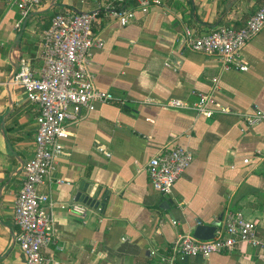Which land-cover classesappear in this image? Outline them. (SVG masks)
<instances>
[{
	"label": "crops",
	"instance_id": "obj_1",
	"mask_svg": "<svg viewBox=\"0 0 264 264\" xmlns=\"http://www.w3.org/2000/svg\"><path fill=\"white\" fill-rule=\"evenodd\" d=\"M263 1L161 0L118 25L104 14L102 0H44L28 12L34 14L10 49L24 17L17 25L12 0H0V264L24 262L12 209L22 165L34 151L36 115L23 91L9 84L11 64L27 55L38 66L40 33L33 25L64 10L96 13L91 28L103 42L90 50L88 70L95 87L124 102L96 103L60 139L51 181L39 187L52 200L56 233L41 249L40 264H164L159 257L177 235L225 209L253 221L264 239V160L241 161L256 152L264 156V25L239 50L244 71L222 70L215 57L187 49L180 39L184 26L194 35L240 26ZM198 92L210 93L227 112L206 117L160 105L171 98L193 101ZM255 110L263 117L246 126L241 116ZM174 146L189 149L192 158L162 197L151 187L145 163ZM165 198L171 204L160 208ZM73 201L85 206L83 214L68 210ZM173 264H264V246L240 244L207 257H177Z\"/></svg>",
	"mask_w": 264,
	"mask_h": 264
},
{
	"label": "built area",
	"instance_id": "obj_2",
	"mask_svg": "<svg viewBox=\"0 0 264 264\" xmlns=\"http://www.w3.org/2000/svg\"><path fill=\"white\" fill-rule=\"evenodd\" d=\"M44 0H12L21 19L37 8ZM104 14L118 25L132 20L135 12L146 14L158 7L161 0H102ZM95 12L64 10L53 13L48 27L38 35L36 55L39 64L32 67L31 58L21 55L9 84L19 87L29 104L34 106L35 132L34 151L22 166V178L14 198L12 220L16 227L14 240L23 256V264H40L41 249L56 239L50 207L52 200L39 187L47 186L56 161L62 153L60 139L69 134L68 125L92 110L96 103L117 102L123 99L109 91L95 87L88 70L90 50L102 45V38L92 31ZM264 25V1L240 26H219L206 34L194 35L184 26L180 35L182 44L189 50L217 59L222 70L244 71L246 65L240 59L239 50ZM2 42L0 41V46ZM215 82V79H213ZM148 100V99H147ZM162 107L190 110L197 115L211 116L226 113L218 106L210 93H195L193 101L171 98L160 104ZM263 113L255 110L242 115L246 126L256 123ZM108 156L109 153L105 152ZM191 151L174 146L151 156L145 163L151 187L162 197L171 193L177 177L189 165ZM261 161L259 152L242 158V163ZM61 183V180H55ZM68 210L83 214L85 206L73 201ZM240 244L263 247L264 239L257 236L255 223L240 212L225 209L212 237L198 239L191 233L177 235L168 251L159 257L164 264H173L183 256L207 257L211 253L231 251ZM52 264H59L53 261Z\"/></svg>",
	"mask_w": 264,
	"mask_h": 264
},
{
	"label": "water",
	"instance_id": "obj_3",
	"mask_svg": "<svg viewBox=\"0 0 264 264\" xmlns=\"http://www.w3.org/2000/svg\"><path fill=\"white\" fill-rule=\"evenodd\" d=\"M34 13L33 12H30L28 14H26L24 16V18L22 19L21 21V25H20V30L17 34V37L16 39L13 41V43L11 44V47L10 49H12L14 43H16L17 39L20 37L21 35V32L24 28V25H25V22L27 20L28 17L32 16ZM16 66H17V60H15L12 64H11V72H10V75H9V82L10 80L12 79L13 75H14V72H15V69H16ZM24 164V163H23ZM23 166V165H22ZM80 188H82L86 194H88L90 192V189L91 187L89 185H80ZM76 198H80V194L79 193H76ZM82 200V199H81ZM83 202H85L87 205H90V206H93L94 208L97 206V202L95 201L94 198H91V197H84L83 199ZM171 204V201L170 199H164L159 207L160 208H168V206ZM221 219V214H219L215 220L211 221L210 223H206V224H203V223H196L193 227V230L191 232L192 236L195 237V238H198V239H209L212 237V233L215 229V227L218 225L219 221ZM186 259V257L184 258Z\"/></svg>",
	"mask_w": 264,
	"mask_h": 264
},
{
	"label": "trees",
	"instance_id": "obj_4",
	"mask_svg": "<svg viewBox=\"0 0 264 264\" xmlns=\"http://www.w3.org/2000/svg\"><path fill=\"white\" fill-rule=\"evenodd\" d=\"M50 15L43 16L39 20H37L33 25V31L41 33L45 30L49 25Z\"/></svg>",
	"mask_w": 264,
	"mask_h": 264
}]
</instances>
